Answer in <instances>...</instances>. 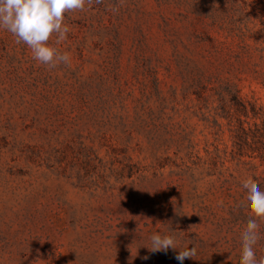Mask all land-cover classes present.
Returning <instances> with one entry per match:
<instances>
[{
    "label": "rangeland",
    "instance_id": "obj_1",
    "mask_svg": "<svg viewBox=\"0 0 264 264\" xmlns=\"http://www.w3.org/2000/svg\"><path fill=\"white\" fill-rule=\"evenodd\" d=\"M64 23L51 70L0 29V264H180L154 233L196 246L183 264H239L242 181L264 191L235 145L264 118V0H93Z\"/></svg>",
    "mask_w": 264,
    "mask_h": 264
},
{
    "label": "clouds",
    "instance_id": "obj_2",
    "mask_svg": "<svg viewBox=\"0 0 264 264\" xmlns=\"http://www.w3.org/2000/svg\"><path fill=\"white\" fill-rule=\"evenodd\" d=\"M94 2L100 4L103 0ZM92 3L93 0H0V29L10 32L17 44H26L31 50L32 58L40 65L47 66L50 70L60 65L70 66L69 53L62 52L58 47L67 39L70 31L64 23L65 13L83 11L86 4ZM242 187L246 193L241 207L250 216L241 233L239 264H264V256L257 259L255 252V245L260 239L258 220L264 221V191L251 176L242 181ZM150 240L151 244L147 248L153 254L167 253L170 248L179 249L175 259L180 264L197 254L196 246L178 247L174 235L154 233ZM143 259L147 260L149 257L145 256Z\"/></svg>",
    "mask_w": 264,
    "mask_h": 264
},
{
    "label": "trees",
    "instance_id": "obj_3",
    "mask_svg": "<svg viewBox=\"0 0 264 264\" xmlns=\"http://www.w3.org/2000/svg\"><path fill=\"white\" fill-rule=\"evenodd\" d=\"M232 100L240 112L250 116L252 111L254 118L260 117V112L255 105L252 104V108L249 110L248 106L243 104L238 96H234ZM235 145L238 154L242 156L258 154L264 159V118L262 123L246 124L245 121H240L235 135Z\"/></svg>",
    "mask_w": 264,
    "mask_h": 264
}]
</instances>
